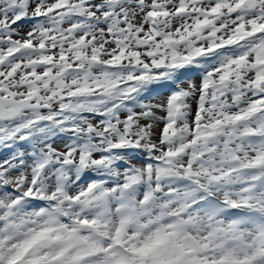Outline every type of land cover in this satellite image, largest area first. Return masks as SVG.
I'll return each instance as SVG.
<instances>
[{
  "label": "snow or ice",
  "instance_id": "obj_1",
  "mask_svg": "<svg viewBox=\"0 0 264 264\" xmlns=\"http://www.w3.org/2000/svg\"><path fill=\"white\" fill-rule=\"evenodd\" d=\"M0 264H264V0H0Z\"/></svg>",
  "mask_w": 264,
  "mask_h": 264
}]
</instances>
